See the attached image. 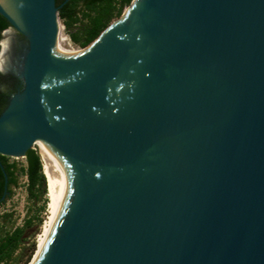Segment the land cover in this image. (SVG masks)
Here are the masks:
<instances>
[{"label":"water","instance_id":"obj_1","mask_svg":"<svg viewBox=\"0 0 264 264\" xmlns=\"http://www.w3.org/2000/svg\"><path fill=\"white\" fill-rule=\"evenodd\" d=\"M15 10L0 156L72 174L37 264H264V0H131L74 57L54 0Z\"/></svg>","mask_w":264,"mask_h":264},{"label":"trees","instance_id":"obj_2","mask_svg":"<svg viewBox=\"0 0 264 264\" xmlns=\"http://www.w3.org/2000/svg\"><path fill=\"white\" fill-rule=\"evenodd\" d=\"M54 1L55 5L58 7V19L61 21L69 40L73 45L82 49L92 42L110 22L116 20L123 8H125L131 0ZM7 27V22L0 16V32ZM94 42L95 41H93V43ZM85 48L83 51L88 50ZM6 103L7 96L5 93L0 92V112L6 106ZM37 152L38 151L32 149L27 150L22 162L9 160L8 157L0 156V197L2 195L4 177L6 179L7 191V196L0 201V206L11 196L12 190L18 185L19 178H24L25 180L24 187L28 198L32 200L42 198L44 204L46 202L48 203V199L43 198L47 194V178L42 174L43 164L41 156L39 155V158ZM1 217L4 216H0V218ZM25 224L28 225L29 222L27 221ZM23 235V229L19 227H15L11 231L0 234V264L5 263L11 257L17 244L24 239ZM30 250L33 252V244H31ZM28 261L29 256L25 264H27Z\"/></svg>","mask_w":264,"mask_h":264},{"label":"bare ground","instance_id":"obj_3","mask_svg":"<svg viewBox=\"0 0 264 264\" xmlns=\"http://www.w3.org/2000/svg\"><path fill=\"white\" fill-rule=\"evenodd\" d=\"M17 0H0V6L13 18L17 26L20 28L16 14ZM10 32L6 31L0 41V48L2 52L7 50L11 40ZM63 35L60 34L59 22L57 21L56 38L53 46V52L58 56L74 57L85 53L81 48L64 47ZM91 46V45H90ZM87 47L85 49L90 48ZM8 56L5 53L0 54V70L8 69L10 66ZM33 146L39 149L42 164L44 166V176L47 178V218L42 226V232L37 240V246L32 259L28 264H37L41 254L47 247L55 226L57 224L60 212L66 202L72 185V174L67 168L66 163L60 157L58 152L44 141L37 140Z\"/></svg>","mask_w":264,"mask_h":264},{"label":"rangeland","instance_id":"obj_4","mask_svg":"<svg viewBox=\"0 0 264 264\" xmlns=\"http://www.w3.org/2000/svg\"><path fill=\"white\" fill-rule=\"evenodd\" d=\"M64 33L66 34L65 29ZM16 38H19L17 34ZM63 46L66 47L65 44ZM74 47L79 48L77 46ZM4 86L3 83H0V90H3ZM32 150L39 152V149L35 146L32 147ZM8 158L17 162H22L23 160V158ZM24 186V178H19L18 185L12 190L11 196L0 206V216H4L0 218V234L11 231L15 227L22 228L24 233V239L17 244L11 257L3 264H25L28 256L29 261L32 259L37 240L42 232V226L47 218L48 203L44 204L42 198L36 200L28 198ZM43 198L47 199V196ZM27 221L29 222L28 225L25 224ZM31 244L34 245L33 252L30 250Z\"/></svg>","mask_w":264,"mask_h":264},{"label":"flooded vegetation","instance_id":"obj_5","mask_svg":"<svg viewBox=\"0 0 264 264\" xmlns=\"http://www.w3.org/2000/svg\"><path fill=\"white\" fill-rule=\"evenodd\" d=\"M24 46H25V42L19 36V38L16 40L15 46L13 48V52L16 55V60L17 61H18L17 55H19L20 53L23 52ZM0 83H3L5 85L4 89L0 90V92L5 93V95L7 96V100L9 99V97L12 94H14L16 91L21 89L20 81L17 80L16 78L12 77V76H4V77L0 76Z\"/></svg>","mask_w":264,"mask_h":264},{"label":"built area","instance_id":"obj_6","mask_svg":"<svg viewBox=\"0 0 264 264\" xmlns=\"http://www.w3.org/2000/svg\"><path fill=\"white\" fill-rule=\"evenodd\" d=\"M58 22H59V27H60V34H62L63 35V38H64V41L62 42V44L63 45L65 44L66 47H68V48H75L74 47L75 45H73L71 43V41L69 40L68 35L64 33V27H63L61 21L59 20Z\"/></svg>","mask_w":264,"mask_h":264}]
</instances>
